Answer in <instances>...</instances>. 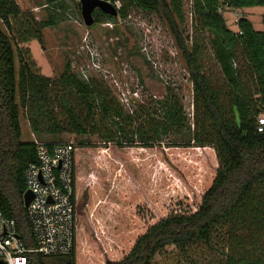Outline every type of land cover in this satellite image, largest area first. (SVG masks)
I'll list each match as a JSON object with an SVG mask.
<instances>
[{
    "label": "trees",
    "instance_id": "trees-1",
    "mask_svg": "<svg viewBox=\"0 0 264 264\" xmlns=\"http://www.w3.org/2000/svg\"><path fill=\"white\" fill-rule=\"evenodd\" d=\"M66 1L47 0L55 12L48 20L36 22L15 0H0V20L8 31L17 32L22 42L42 44V31L57 26L59 16L68 10ZM105 1L113 5L120 2L118 17L97 10L95 25L125 21L134 9L162 14L187 65L194 93V122L171 91L162 100L130 113L100 85L81 81L69 71L60 80L38 76L26 62L18 71L16 45L0 29V211L16 222L25 248L33 249L24 195L25 173L37 163V153L35 142L22 140L20 109H26L32 131L40 136L57 135L64 129L53 117L56 107L64 113L71 133L99 136L119 151L161 147L169 136L178 137L181 145L194 143L215 151L217 170L207 177L210 184H195L201 187L196 209L175 211L145 229L135 222L138 235L124 239L127 247L123 257L106 264H153L155 256L169 247L184 249L208 241L213 230L224 223L231 224L229 239L236 243L235 250L233 245L229 248L226 264H264V133L258 132L260 116L264 115V30L257 31L251 20L241 18L234 31L224 16L226 9L264 8V0H192L191 48L180 28L183 0ZM77 6L81 13L80 3ZM207 34L212 36L208 45L220 67L222 87L213 84L205 72ZM241 58L244 68L238 67ZM77 147L75 188L81 151L91 146L83 142ZM123 155L133 167L131 156ZM138 208L139 217L145 219L143 207ZM78 236L76 225L75 247L69 255L45 258L28 253V264H76Z\"/></svg>",
    "mask_w": 264,
    "mask_h": 264
},
{
    "label": "rangeland",
    "instance_id": "rangeland-1",
    "mask_svg": "<svg viewBox=\"0 0 264 264\" xmlns=\"http://www.w3.org/2000/svg\"><path fill=\"white\" fill-rule=\"evenodd\" d=\"M15 1L36 22L48 20L55 12L48 7L47 0ZM66 2L68 10L63 17L59 16L57 26L42 31V44L22 42L17 32L8 31L0 20V29L16 45L18 71L24 62L33 73L51 80H60L69 71L81 81L100 85L110 99L125 106L130 113L162 100L171 91L180 98L191 123L194 122V93L187 65L161 13L134 9L127 20L112 22L113 27L106 24L86 27L77 2ZM224 12L229 28L234 31L235 20L241 18L251 20L257 31L264 30L262 7ZM183 15L180 28L191 48L192 0H183ZM205 38V72L213 84L222 87L220 67L208 45L212 36L207 34ZM244 66L241 58L238 67ZM26 114V109H20L25 142L76 146L85 142L91 146L81 151L78 167L76 264H106L120 259L127 247L124 239L138 235V224L145 229L175 211L196 209L201 187L195 184L208 181L206 186L209 185L208 178L217 170L213 148L197 147L194 143L181 145L176 136L164 139L161 147L137 146L119 151L99 136L71 133L66 129L64 113L56 107L53 117L64 128L57 135L34 134ZM123 153L131 156L133 167L127 164ZM138 206L143 207L145 219L139 217ZM231 227L229 223L216 227L206 242L184 249L169 247L155 256L153 264H226L230 246L236 249V243L229 239Z\"/></svg>",
    "mask_w": 264,
    "mask_h": 264
},
{
    "label": "built area",
    "instance_id": "built-area-1",
    "mask_svg": "<svg viewBox=\"0 0 264 264\" xmlns=\"http://www.w3.org/2000/svg\"><path fill=\"white\" fill-rule=\"evenodd\" d=\"M75 1L80 3L81 0ZM113 6L119 11L121 4L116 2ZM238 21L236 19L234 23ZM106 26L113 27L111 23ZM258 132L264 133V118L259 119ZM34 142L37 163L27 168L25 180L27 191L32 194L26 209L35 247L25 248L16 222L6 218L0 211V261L4 264H28V253L45 258L66 256L75 247L74 172L78 147L73 143Z\"/></svg>",
    "mask_w": 264,
    "mask_h": 264
},
{
    "label": "water",
    "instance_id": "water-1",
    "mask_svg": "<svg viewBox=\"0 0 264 264\" xmlns=\"http://www.w3.org/2000/svg\"><path fill=\"white\" fill-rule=\"evenodd\" d=\"M81 17L86 27H92L95 24L94 12L100 11L103 14L113 18L118 17V10L105 0H81ZM32 200V194L27 191L24 195V205L27 208ZM0 264H4L0 261Z\"/></svg>",
    "mask_w": 264,
    "mask_h": 264
}]
</instances>
